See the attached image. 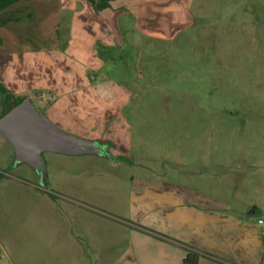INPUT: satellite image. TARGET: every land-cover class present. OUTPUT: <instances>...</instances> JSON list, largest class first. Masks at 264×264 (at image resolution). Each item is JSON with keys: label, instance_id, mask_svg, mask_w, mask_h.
Returning <instances> with one entry per match:
<instances>
[{"label": "rangeland", "instance_id": "rangeland-1", "mask_svg": "<svg viewBox=\"0 0 264 264\" xmlns=\"http://www.w3.org/2000/svg\"><path fill=\"white\" fill-rule=\"evenodd\" d=\"M54 1L22 0L2 12L10 20L0 28V45L11 26L21 36L57 33L67 41L71 4ZM82 1L105 18L89 30L104 60L93 80L113 79L130 91L123 116L147 150L116 158L48 149L41 174L28 162L15 164L13 142L0 135V264H82L75 244L62 246L71 231L83 230L74 217L101 216L126 232L132 177L158 174L221 202L210 212L227 218L226 249L250 241L251 264H264V0H95L98 10ZM46 7L61 8L58 29L47 24ZM19 96H31L39 110L56 98L32 90ZM2 100L0 93V117Z\"/></svg>", "mask_w": 264, "mask_h": 264}, {"label": "crops", "instance_id": "crops-1", "mask_svg": "<svg viewBox=\"0 0 264 264\" xmlns=\"http://www.w3.org/2000/svg\"><path fill=\"white\" fill-rule=\"evenodd\" d=\"M19 1L22 0L13 2L7 10ZM59 2L71 4L68 40L57 33L42 37L29 32L21 36L11 26L0 45V81L15 95L25 90L54 93L55 101L44 104L42 111L61 128L105 145L111 157L131 156L141 148L147 150L143 137L123 116L130 91L113 79L100 83L93 80L104 69V60L99 57L93 32L89 30L95 29L96 23L99 27L103 25L105 18L93 6L82 8V0ZM61 8L55 12L48 7L41 10L52 14L45 19L50 26L53 22V29L60 27ZM84 12L87 22L83 21ZM172 141L169 140L171 146ZM173 146L175 151L177 146ZM175 161L180 164L185 160ZM132 179L137 187L129 207L131 221H127L126 232H115L113 221L101 216L74 217V221L84 224L83 230L71 231L70 237L62 241L65 251L75 244L82 264H183L189 250L200 253L196 264H231L225 256L251 264L252 255L247 249L250 241L243 249L238 246L226 249L227 232L223 226L227 218L219 211L210 212V208L220 207L221 202L215 204L208 193L170 176ZM228 216L236 221L232 215ZM233 233L236 241L243 232L238 228ZM227 250L231 254H226Z\"/></svg>", "mask_w": 264, "mask_h": 264}, {"label": "water", "instance_id": "water-1", "mask_svg": "<svg viewBox=\"0 0 264 264\" xmlns=\"http://www.w3.org/2000/svg\"><path fill=\"white\" fill-rule=\"evenodd\" d=\"M0 134L9 138L16 149L15 164L28 162L43 174L44 150L65 153L101 154L111 157L105 145L68 130L54 123L47 114L39 110L31 96L0 117ZM254 206L249 213H254Z\"/></svg>", "mask_w": 264, "mask_h": 264}, {"label": "trees", "instance_id": "trees-1", "mask_svg": "<svg viewBox=\"0 0 264 264\" xmlns=\"http://www.w3.org/2000/svg\"><path fill=\"white\" fill-rule=\"evenodd\" d=\"M17 0H0V27L4 24H6L10 19L9 18H2V12L6 11L7 8ZM95 8L98 10V4L95 2V0H90ZM107 0H104V3L106 4ZM0 93L3 95L2 105L4 114L7 113L11 108H13L15 105L20 103L25 97L15 95L3 82L0 81ZM3 114V115H4ZM2 115V116H3ZM1 116V117H2ZM200 259V253L196 251L189 250L186 255L183 258V264H196L199 262Z\"/></svg>", "mask_w": 264, "mask_h": 264}, {"label": "built area", "instance_id": "built-area-1", "mask_svg": "<svg viewBox=\"0 0 264 264\" xmlns=\"http://www.w3.org/2000/svg\"><path fill=\"white\" fill-rule=\"evenodd\" d=\"M260 221H261V222H263V220H262V219H260Z\"/></svg>", "mask_w": 264, "mask_h": 264}]
</instances>
